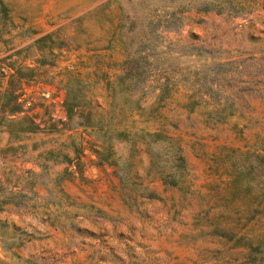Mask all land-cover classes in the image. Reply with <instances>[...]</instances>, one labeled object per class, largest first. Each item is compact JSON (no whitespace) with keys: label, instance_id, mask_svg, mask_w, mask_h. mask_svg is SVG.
<instances>
[{"label":"rangeland","instance_id":"374dc122","mask_svg":"<svg viewBox=\"0 0 264 264\" xmlns=\"http://www.w3.org/2000/svg\"><path fill=\"white\" fill-rule=\"evenodd\" d=\"M2 1L0 264H264V0Z\"/></svg>","mask_w":264,"mask_h":264},{"label":"trees","instance_id":"16d2710c","mask_svg":"<svg viewBox=\"0 0 264 264\" xmlns=\"http://www.w3.org/2000/svg\"><path fill=\"white\" fill-rule=\"evenodd\" d=\"M207 7H208L207 5L203 6V8H207ZM0 13L3 16H5V13H6V6H5V4H4V2L2 0H0ZM111 131H112L111 133L113 135H115L116 137H120V136H123V135H125V137H126V134L129 133V132H127V130L125 128H122V127L121 128H113ZM143 134H150V135L152 134V135H154L153 137H155L157 135V133H154V132H143ZM118 165L119 164L116 163V167L119 168ZM170 182L173 183L174 182V178H172V180ZM148 193H149L148 195H150V192H148ZM4 201H6V199H0V204L3 203Z\"/></svg>","mask_w":264,"mask_h":264}]
</instances>
